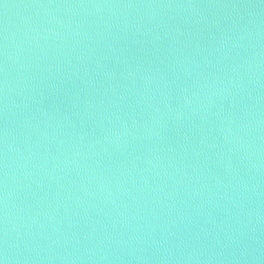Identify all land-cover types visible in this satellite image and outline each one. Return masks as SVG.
Here are the masks:
<instances>
[{
  "label": "water",
  "instance_id": "water-1",
  "mask_svg": "<svg viewBox=\"0 0 264 264\" xmlns=\"http://www.w3.org/2000/svg\"><path fill=\"white\" fill-rule=\"evenodd\" d=\"M3 264H264V0H0Z\"/></svg>",
  "mask_w": 264,
  "mask_h": 264
},
{
  "label": "snow or ice",
  "instance_id": "snow-or-ice-1",
  "mask_svg": "<svg viewBox=\"0 0 264 264\" xmlns=\"http://www.w3.org/2000/svg\"><path fill=\"white\" fill-rule=\"evenodd\" d=\"M0 264H3V262H2V261H0Z\"/></svg>",
  "mask_w": 264,
  "mask_h": 264
}]
</instances>
